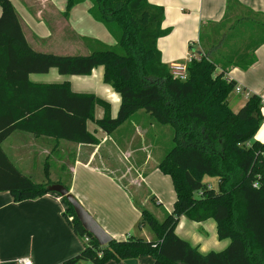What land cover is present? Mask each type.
Instances as JSON below:
<instances>
[{"label": "trees", "instance_id": "trees-1", "mask_svg": "<svg viewBox=\"0 0 264 264\" xmlns=\"http://www.w3.org/2000/svg\"><path fill=\"white\" fill-rule=\"evenodd\" d=\"M66 1L72 7L83 0ZM90 1L92 18L111 31L116 46L88 56L63 57L33 50L11 0H0V145L14 131L97 145L87 131L88 121L111 135L142 111L174 132V146L158 170L171 179L175 200L163 221L141 208L140 227L146 223L154 241L129 236L101 247L63 198L67 206L63 217L75 234L87 239L83 250L64 264L144 257L152 258L153 264H264V142L254 140L264 119L262 99L252 94L233 112L228 97L236 83L226 77L231 69L247 70L256 62L254 52L264 46V17L249 13L251 24L246 27L254 30L248 46L237 44L222 54L217 52L219 41L212 40L204 50H197L200 55L191 47L187 78L181 82L171 76L157 49L158 39L169 34L162 28L163 8L148 0ZM227 7L242 9L237 0H227ZM244 20L237 19L225 33ZM223 23L226 19L216 26ZM199 43L201 47L202 33ZM98 67L104 70L103 83L120 97L114 118L108 115L109 106L94 95L74 94L66 83L38 85L28 79L52 69L63 76H88ZM96 105L106 112L98 120L93 117ZM44 178L38 184L17 172L0 147V192L10 193L15 202L35 200L49 193V186L60 185L49 180L48 167ZM205 178L222 182L213 187ZM181 217L196 223L213 220L218 239H228V247L200 254L175 234Z\"/></svg>", "mask_w": 264, "mask_h": 264}, {"label": "crops", "instance_id": "crops-1", "mask_svg": "<svg viewBox=\"0 0 264 264\" xmlns=\"http://www.w3.org/2000/svg\"><path fill=\"white\" fill-rule=\"evenodd\" d=\"M40 1L33 0L24 2V4L35 7V3ZM45 1L48 3L49 0ZM148 2L151 5L163 8L164 11L162 28L169 30V34L158 39L157 49L160 52L162 63L168 67L170 65H181L189 61L191 57L189 49L191 47L195 51L199 49V38L205 27L216 26L223 20L226 19L228 21L234 16V11H230L227 7V0H148ZM237 2L244 11L248 10V13L264 17V0H237ZM48 6L46 5L41 9L36 4L37 8L35 12L31 13L32 15L23 10L25 14L22 13V17L16 12L25 39L32 48L31 44L33 43L37 47L39 44L45 45L47 38L50 37L51 32L49 30V33L46 32L42 23L47 25L53 21L52 23L63 25L62 14L47 10ZM30 9L32 8L29 7L28 10ZM46 11L50 13L46 15ZM46 16L50 18V21H46ZM87 20L92 23L90 17ZM29 41L32 43L30 44ZM62 46H64V52H61V54L42 52L38 48H33V50L43 54L75 57L69 55V49L74 48L73 45ZM50 47L58 48V45H49L48 49ZM254 56L256 62L250 68L247 70L233 68L226 75L228 79L236 83V87L241 89L240 93H234V95L229 96L228 101L231 108L234 106L237 108L235 111H238L247 98L255 94L262 99V116L264 118V46L258 47L254 52ZM103 72V68L98 67L88 76H72L69 78L60 77L57 71L52 69L46 74L29 75L28 79L31 83L38 85L66 83L74 94L94 95L109 106L108 115L114 118L120 106V97L111 87L100 85L101 81L103 83ZM92 84L94 85L92 86ZM241 95L245 97L244 102H240L239 96ZM137 113L131 116L129 120ZM105 116L104 107L96 105L93 111L94 119L98 120ZM129 120L111 135H106L92 121H88L86 123L87 131L98 140L97 145L74 144L14 131L1 143L0 147L17 172L29 177L35 183L42 184L45 181V168L48 167L49 180L67 187L69 194L72 196L76 191V178L81 177L84 170L87 169L92 170L91 172L94 171L96 174H99L98 172L104 174L120 173V177L123 178L134 170V176L127 178H129V186L135 188V184L139 182L137 179L139 178L138 174L141 173L137 170L136 165L132 164V170H127V172V167H125V172L121 173L112 164L113 154H108V156L105 154L104 156V152H102L106 150L104 146L109 144L110 148L107 149V153L109 151L121 152L129 161L133 158L135 155L133 148L135 138H142L147 134L145 135L144 132H141L136 123H127ZM127 124H131L134 128V133L138 131L140 136L134 137L132 133L131 136L125 137V139L121 138L123 131L127 130L125 129ZM256 135L254 140L263 143L264 136ZM53 167L60 174V176L54 178V181L52 180ZM81 182H85L83 184L85 189H89V179L85 177ZM111 182L107 178L105 183L110 191L109 194L112 197L121 198L120 192ZM204 182L209 183L211 186H213V183L217 185V180L215 179L205 178ZM102 191L103 189L101 188L98 192ZM73 198L75 199L74 196ZM124 199L123 203L134 214L132 215L130 212V218L126 223L125 229L121 228L122 224L116 217L113 221L111 220L110 214L105 211L104 206L100 204L93 207L90 206L96 214V221L100 224V227L113 239L119 237V235H124L121 232L125 233L131 230L140 211L138 208H142V206H138L139 204L135 203V198V204L128 201L126 197ZM66 208L64 199L54 192H49L35 200L22 202H15L8 192H0V264H15V261L20 258H28L32 264H64L68 259L78 255L84 248L85 240L73 232L63 217ZM183 218L185 217L179 219L175 234L192 248H196L200 254L206 255L210 252H221L228 247L230 243L228 239H218L216 223L213 220L200 223L190 221L191 225L189 227H187L186 223H182L183 226L180 228V222ZM199 229H202V232L214 229L216 241L208 244L206 237L198 233ZM140 259H137V264H139ZM81 264L89 263L84 262ZM109 264H124V262H111Z\"/></svg>", "mask_w": 264, "mask_h": 264}, {"label": "rangeland", "instance_id": "rangeland-1", "mask_svg": "<svg viewBox=\"0 0 264 264\" xmlns=\"http://www.w3.org/2000/svg\"><path fill=\"white\" fill-rule=\"evenodd\" d=\"M33 0H12L13 7L15 11L20 14L22 17V13L25 14V11L32 15L31 13L39 6L41 9L46 5L47 10L56 11L57 13L62 14L63 25H58L50 22V24L45 25L42 23L43 27L46 29V32H51L50 37L47 38V42L45 45L39 44L37 45L30 44L33 48H38L42 50V52H56L57 54H61L64 52L62 45H73L74 48L69 49V55L71 56H88L92 52L113 48L116 46V41L111 31L103 25L95 21L91 16V9L93 7V2L90 0H83L80 3L68 7L66 0H49L46 3L45 0H41L39 3H35V7L31 5H25L24 2H31ZM34 4V3H33ZM37 4V7H36ZM29 7L32 9L28 10ZM25 10V11H23ZM51 12V13H52ZM50 12L46 11L45 14L48 15ZM236 14V15H235ZM90 17L91 22L87 20ZM47 20L50 21V18L46 16ZM246 18L244 20V24L240 27H237L233 31H227L228 27H232V23H234L237 19ZM249 18L252 16L244 11L243 9H237L234 11V16L232 19L226 21L219 26L213 27H205L202 32V46H199V49L204 50L208 47L212 40L219 41L218 42V53H224L226 50L230 49L232 46L237 44H243V46H248L250 43V37L252 38V33L254 28L251 30L249 26L251 23L249 22ZM49 30V31H48ZM214 35V37L210 38V36ZM221 37V39H220ZM210 38V39H209ZM220 39V40H219ZM89 43V44H88ZM96 43V44H93ZM55 44L58 45V48H49V45ZM72 46V47H73ZM78 46V48H77ZM200 51L195 54L198 55ZM188 62L183 63L187 65ZM181 64V65H183ZM219 68L217 69V72ZM60 77H69L72 76H63ZM51 78V76H49ZM67 79V78H66ZM94 84H92L93 86ZM100 85L103 87H107L108 85L100 82ZM98 88V87H96ZM98 90V89H97ZM264 91V89H263ZM234 91L229 95H234ZM229 98V97H228ZM240 102L245 101V97L243 95L239 96ZM232 111H235L237 108L232 106ZM141 113V115H140ZM143 112H138L133 118H131L127 123H136L138 125V129H141V132H144L146 136L144 137H136L140 136L138 131L134 133V128L131 124H127V130L123 131V136L121 138L129 137L131 134H134L135 140L133 142V148L135 155L129 161L125 156L120 152H110L107 153V149L110 148V145L104 146L106 150L102 151L105 154H113L114 158L112 164H114V168L118 169L121 173L125 172L124 169L132 170V164H135L141 173L138 174V184H135V188L129 186L128 181L130 177L134 176V170L130 171L131 173L127 174V177H120V173L117 174H104L102 175L96 174L94 171L91 172L90 169L84 170L81 177L76 178V191L73 196L80 203L83 209L96 221V214L91 209V207L100 204L104 206L106 212L110 214V218L113 221L114 218L121 222V228H126V223L130 218V212L132 215L133 212L129 209L123 201H125L124 197L127 198L128 201H131L133 204H139L138 206H142L143 209H146L150 212L153 217H155L158 221H163L165 216L169 214L173 209V204L175 200V193L172 186L171 179L163 175L158 170V165L164 156L170 151V149L174 146L173 136L174 132L170 126H159L152 119L149 118L148 115L142 114ZM132 131V132H131ZM260 137L264 136V119L260 124L259 129L256 133ZM256 135V136H257ZM142 167V168H141ZM60 176L57 170L52 168V180L54 178ZM89 179V189H85L84 183L81 182L85 179ZM107 178L111 180L115 188L120 192L121 198L112 197L110 191L105 185ZM122 178V179H120ZM213 187H216V183L212 184ZM103 189L102 192L100 189ZM136 189V190H135ZM135 198V203H134ZM154 199L155 202H152L151 199ZM126 200V201H127ZM127 201V203H128ZM130 202V203H131ZM91 206V207H90ZM137 206V207H138ZM141 210V208H138ZM138 210V211H139ZM99 216V215H98ZM111 221V222H112ZM97 222V221H96ZM98 223V222H97ZM182 223H186L187 227L191 225L189 220L183 218L180 222V228L183 226ZM99 224V223H98ZM141 224V214L137 215V220L135 225L131 228V230L121 232L124 235H119V237L114 238L115 240H125L127 237H139L144 240H155V235L153 231L148 227L146 223ZM100 225V224H99ZM207 232V233H206ZM202 232V229H199L198 233L202 236H205L208 244H212L216 241L214 229H210V231ZM129 234V235H127ZM114 261H109L106 264H109ZM91 264V262H87ZM153 260L150 257L141 258L139 264H152Z\"/></svg>", "mask_w": 264, "mask_h": 264}, {"label": "water", "instance_id": "water-1", "mask_svg": "<svg viewBox=\"0 0 264 264\" xmlns=\"http://www.w3.org/2000/svg\"><path fill=\"white\" fill-rule=\"evenodd\" d=\"M201 53H198L200 55ZM222 179L217 181L219 188ZM49 192L57 193L60 197L65 198L74 210L77 220L80 222L85 232L89 233L99 246H107L113 238L109 236L100 225L80 206V204L69 194V191L62 185H52L48 187ZM124 264H137V260H126Z\"/></svg>", "mask_w": 264, "mask_h": 264}, {"label": "built area", "instance_id": "built-area-1", "mask_svg": "<svg viewBox=\"0 0 264 264\" xmlns=\"http://www.w3.org/2000/svg\"><path fill=\"white\" fill-rule=\"evenodd\" d=\"M190 60V59H189ZM169 72L171 74V76L178 80V81H185L187 78V68L186 65H170L169 67ZM235 93H240L241 89L238 87H235L234 89ZM253 187H256V184L253 185ZM85 242H87V239L84 238ZM15 264H32L30 259L28 258H20L18 260L15 261Z\"/></svg>", "mask_w": 264, "mask_h": 264}]
</instances>
